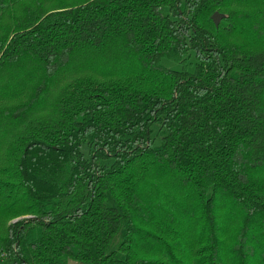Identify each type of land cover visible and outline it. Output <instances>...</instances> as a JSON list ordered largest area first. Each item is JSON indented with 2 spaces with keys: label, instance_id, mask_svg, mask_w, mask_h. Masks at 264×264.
<instances>
[{
  "label": "trees",
  "instance_id": "16d2710c",
  "mask_svg": "<svg viewBox=\"0 0 264 264\" xmlns=\"http://www.w3.org/2000/svg\"><path fill=\"white\" fill-rule=\"evenodd\" d=\"M68 260L264 264V0H0V264Z\"/></svg>",
  "mask_w": 264,
  "mask_h": 264
},
{
  "label": "water",
  "instance_id": "95a60500",
  "mask_svg": "<svg viewBox=\"0 0 264 264\" xmlns=\"http://www.w3.org/2000/svg\"><path fill=\"white\" fill-rule=\"evenodd\" d=\"M223 15L224 14L222 12H219L217 10H215V11L212 12L211 18H212V20H213V22H214L215 25L218 24L220 18L223 17Z\"/></svg>",
  "mask_w": 264,
  "mask_h": 264
},
{
  "label": "rangeland",
  "instance_id": "374dc122",
  "mask_svg": "<svg viewBox=\"0 0 264 264\" xmlns=\"http://www.w3.org/2000/svg\"><path fill=\"white\" fill-rule=\"evenodd\" d=\"M15 219H16V217H13L11 220H15ZM68 262H69V264H87V263H83V262H79V261H75V260H68Z\"/></svg>",
  "mask_w": 264,
  "mask_h": 264
}]
</instances>
